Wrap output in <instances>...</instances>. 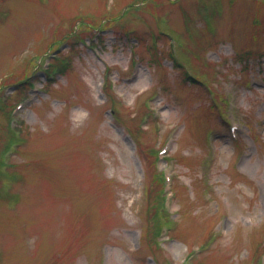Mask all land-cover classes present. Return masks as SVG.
I'll return each mask as SVG.
<instances>
[{"label": "rangeland", "instance_id": "rangeland-1", "mask_svg": "<svg viewBox=\"0 0 264 264\" xmlns=\"http://www.w3.org/2000/svg\"><path fill=\"white\" fill-rule=\"evenodd\" d=\"M183 262L264 264V0H0V264Z\"/></svg>", "mask_w": 264, "mask_h": 264}, {"label": "trees", "instance_id": "trees-1", "mask_svg": "<svg viewBox=\"0 0 264 264\" xmlns=\"http://www.w3.org/2000/svg\"><path fill=\"white\" fill-rule=\"evenodd\" d=\"M59 60H60V59H59ZM59 62H60V61H59ZM59 62H58V63H59ZM175 62H176V61H175ZM177 63H178V62H177ZM178 65H180V63H178ZM193 81H194V82H198V81H195V80H193ZM160 177H161V180L164 181V178H163V175H162V174L160 175ZM158 194H159V191H158ZM160 199H161V196H160ZM159 204H162V201H161V200H160V203H159ZM159 204H158V205H159ZM155 213H158V211H156Z\"/></svg>", "mask_w": 264, "mask_h": 264}, {"label": "bare ground", "instance_id": "bare-ground-1", "mask_svg": "<svg viewBox=\"0 0 264 264\" xmlns=\"http://www.w3.org/2000/svg\"><path fill=\"white\" fill-rule=\"evenodd\" d=\"M55 137V136H54ZM54 137H52V139L54 138ZM51 138V137H50ZM50 138L48 139V141L50 140Z\"/></svg>", "mask_w": 264, "mask_h": 264}]
</instances>
